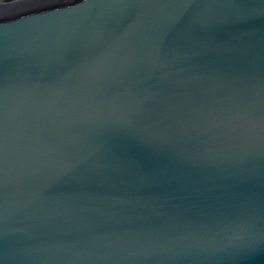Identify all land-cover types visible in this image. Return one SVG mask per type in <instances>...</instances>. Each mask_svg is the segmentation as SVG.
<instances>
[{"label": "water", "instance_id": "water-1", "mask_svg": "<svg viewBox=\"0 0 264 264\" xmlns=\"http://www.w3.org/2000/svg\"><path fill=\"white\" fill-rule=\"evenodd\" d=\"M0 264H264V0H0Z\"/></svg>", "mask_w": 264, "mask_h": 264}]
</instances>
